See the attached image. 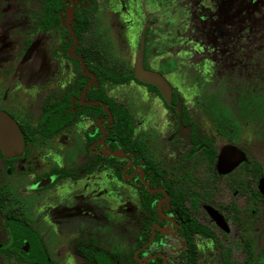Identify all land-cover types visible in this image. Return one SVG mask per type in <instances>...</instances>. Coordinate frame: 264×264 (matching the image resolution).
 Segmentation results:
<instances>
[{
  "label": "flooded vegetation",
  "instance_id": "af4514ba",
  "mask_svg": "<svg viewBox=\"0 0 264 264\" xmlns=\"http://www.w3.org/2000/svg\"><path fill=\"white\" fill-rule=\"evenodd\" d=\"M133 1L110 0L123 29L141 24L123 71L85 43L99 0H0V264H264V32L243 18L258 12L251 0H141L136 22ZM157 29L199 53L209 75L189 74L184 90L151 65ZM139 63L166 95L136 76ZM126 84L157 99L160 114L113 95ZM214 84L231 88L240 120L256 117L249 136L221 113L231 106L211 98ZM102 173L111 200L101 187L81 191ZM72 196L114 213L115 234L82 207L78 231L59 244L49 210L66 213Z\"/></svg>",
  "mask_w": 264,
  "mask_h": 264
},
{
  "label": "rangeland",
  "instance_id": "374dc122",
  "mask_svg": "<svg viewBox=\"0 0 264 264\" xmlns=\"http://www.w3.org/2000/svg\"><path fill=\"white\" fill-rule=\"evenodd\" d=\"M249 1L250 0H248V2ZM158 2V0H151L150 4L158 5ZM99 3L100 9L95 11V13H93L90 17V27L85 37V43L86 45H88L90 43H95V41L98 42L99 46L103 51L102 53L105 58H107V62L109 64L116 67H120L123 71L130 70L134 66L135 58L137 55V40L141 32V24H139L137 20L139 22L141 21L140 14L143 10L142 2L141 0H134L130 7V14L135 17V20L137 22L136 25L134 24L135 26L133 27V30H131L132 28H130V24L127 25L126 23H124L125 28L123 29L121 27V25L123 24L121 20H119L120 18L114 13V4H110V0H99ZM248 6L252 12H258V15L255 17H249L251 16V13L246 12L243 18L247 19L250 22V25L253 29L255 28L259 31L261 30L262 32H264V0H251ZM244 8L245 6L243 7V9ZM153 17L157 18L159 17V14L156 12L154 13ZM130 35H133L132 43V40H129ZM173 40L174 39H172V36L170 35V33H167V31H162L159 29L153 30L150 35L149 63L155 67H160L164 69L165 72H167V74L171 77V79L174 80L177 85L179 84V87L180 85L181 87L185 86L184 90H186L188 85L187 81H185V78H188L189 74H191V78L194 79L192 73H195L197 75L199 74L198 76L202 74L209 75V69L207 68V66L202 64L203 62L199 58V53L191 51L188 46H179L178 43L173 42ZM242 56L246 58L250 57L251 52L243 53ZM178 57H180L181 59H178ZM232 62L236 63L235 58L232 60ZM259 76L264 79V68L261 73L255 74V77ZM252 77L253 76H251V78ZM211 83L213 84V82ZM214 86L215 91L212 90V92H214L215 94H213L214 96L212 95L213 97L211 98L218 99V101L223 100L224 102H222V104H229V106H231L229 107V109L224 106H221L219 110L223 111L221 113H224L226 111L227 114L231 116L230 124L232 126V129L234 131H239L249 136L247 131L253 132L258 128L256 124V117L249 116L248 119L243 118L244 120H240V114L237 112L238 108L236 107V105L238 104L236 101L237 97L236 95L230 93L231 88L223 89L224 87L221 88L218 86L216 88L215 84ZM237 90H239V88ZM212 92L210 90L207 95L211 94ZM112 93L114 96L124 99L126 102L128 101L133 106L135 112L140 115H146L148 117L150 115L160 114L158 104L159 101L157 99H155L154 102L150 100V97L146 96L143 87L139 88L138 86V89H135L133 86L127 84L117 85L113 89ZM194 94L195 92L190 91L189 97H194ZM262 118L260 119V121L262 125H264V119ZM67 145V151L70 152L69 147L74 146L69 144ZM76 146L78 147L79 145ZM97 179L98 180L95 183V177H92L90 179V183H87L82 186L81 191H85L88 189L90 190V192H93L95 188L101 187L106 190V195L104 198L111 200L112 191L110 189V179L107 175L103 173L100 177H97ZM61 196L62 195H59V198H61ZM58 201H60V199ZM63 201H67L68 205H72L71 208L68 207L66 213L57 214V210L55 208L56 206H53L49 210L53 214L51 216L56 218L58 222V226H56L55 228L59 236V239L57 240L59 244L67 240L65 239V235H67L65 232H67V230V233H70L69 235L78 231L77 214L81 212L82 207L86 208V210L90 212H92V210H96L95 218H97V222L100 224L99 226L106 225L108 228L111 227L112 229H110V231L115 234L116 230H113L114 213L111 214L109 212V209H105L101 205V203L100 209L98 210L97 204H95V199L93 198V196L84 197L83 199H80V197L78 198L77 196H72L68 197L67 200ZM110 202H112V206L116 205V202L113 201V198ZM89 219L91 218L79 217L80 221H90ZM66 238H68V235ZM118 247L120 246L118 245Z\"/></svg>",
  "mask_w": 264,
  "mask_h": 264
},
{
  "label": "water",
  "instance_id": "95a60500",
  "mask_svg": "<svg viewBox=\"0 0 264 264\" xmlns=\"http://www.w3.org/2000/svg\"><path fill=\"white\" fill-rule=\"evenodd\" d=\"M136 76L142 81L150 82V83H154V84L158 85L161 88V90L164 92L165 95L168 92L166 81H164V79H161V77H158L155 74H152V73L145 71L142 68L141 63H139L137 66ZM221 164H222V159L220 161V165Z\"/></svg>",
  "mask_w": 264,
  "mask_h": 264
},
{
  "label": "trees",
  "instance_id": "16d2710c",
  "mask_svg": "<svg viewBox=\"0 0 264 264\" xmlns=\"http://www.w3.org/2000/svg\"><path fill=\"white\" fill-rule=\"evenodd\" d=\"M119 125H120L119 127L121 128V131H123V127H121L122 124L119 123ZM123 141H125V139H123ZM150 264H155V263H150Z\"/></svg>",
  "mask_w": 264,
  "mask_h": 264
}]
</instances>
